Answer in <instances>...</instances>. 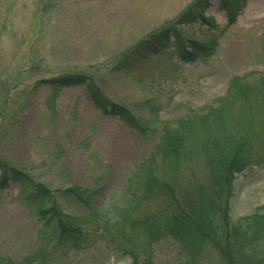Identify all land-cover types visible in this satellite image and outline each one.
I'll use <instances>...</instances> for the list:
<instances>
[{
	"label": "rangeland",
	"instance_id": "374dc122",
	"mask_svg": "<svg viewBox=\"0 0 264 264\" xmlns=\"http://www.w3.org/2000/svg\"><path fill=\"white\" fill-rule=\"evenodd\" d=\"M202 1L0 0V258L21 263L44 250L47 264H132L112 243L116 236L95 226L83 228L79 248L45 247L41 213L55 207L84 216L76 194L91 196L97 208L122 201L138 187L136 167L154 159L156 175L176 189L204 181V146L194 138L206 130L198 123L187 130L194 136H186L185 158L172 161L179 169L154 158V147L166 129L225 102L232 79L264 88V0L199 7ZM186 13L195 20L182 18ZM66 77L83 84L52 88ZM113 105L135 126L114 115ZM228 106L225 128L251 139L253 159L230 200L239 223L264 212V94L237 95ZM157 195L136 218L168 203ZM153 264H183L179 246L160 242ZM211 264L221 263L215 257Z\"/></svg>",
	"mask_w": 264,
	"mask_h": 264
},
{
	"label": "trees",
	"instance_id": "16d2710c",
	"mask_svg": "<svg viewBox=\"0 0 264 264\" xmlns=\"http://www.w3.org/2000/svg\"><path fill=\"white\" fill-rule=\"evenodd\" d=\"M204 1L199 2V7ZM230 7L227 4L232 16ZM199 10V16L204 19L203 10ZM182 18L193 21L195 15L186 13ZM164 34L166 31L142 45L154 43ZM195 51L198 52L197 49ZM193 52H185L183 60L189 62L190 58H194ZM82 82L80 77H66L51 84L52 88L59 90L81 86ZM250 94L263 95L264 88L250 89L241 79L234 78L229 87V99L218 108H210L202 116L180 121L176 130L166 129L159 137L153 157L160 156L165 163L174 164L172 161L185 158L186 136L188 139L194 136L193 131L187 130L195 122L206 130L202 141L194 138L196 145L202 143L204 146L201 153L203 182L194 178L176 189L169 181L156 175L155 163L152 164L155 159L151 164L143 163L136 167L133 177V180H139L137 189L128 191L122 201L97 208L91 196L85 198V195L76 194L79 204L85 209L84 216L73 219L57 212L55 207L41 213V217L48 220L40 233L43 245L56 249L63 243L67 248H79L77 237L83 235V228L95 226L96 233L116 236L112 243L130 257L132 264H153L155 247L167 239L179 246L183 264H211V259L215 257L221 264H264L263 210L239 223H233L230 217V200L236 177L249 168L253 159L248 148L251 139L226 130L224 116L235 96ZM112 110L129 126H135L125 109L113 105ZM173 166L179 169L175 164ZM2 169L4 167L0 163V171ZM38 191L45 199L49 198L44 188L38 187ZM157 194L168 198V203L152 214L136 218L139 207ZM76 225L78 227H74ZM48 258L43 250L21 263L0 258V264H47Z\"/></svg>",
	"mask_w": 264,
	"mask_h": 264
}]
</instances>
